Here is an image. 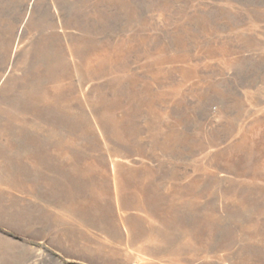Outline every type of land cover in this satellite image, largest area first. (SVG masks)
I'll use <instances>...</instances> for the list:
<instances>
[{
  "label": "rangeland",
  "instance_id": "obj_1",
  "mask_svg": "<svg viewBox=\"0 0 264 264\" xmlns=\"http://www.w3.org/2000/svg\"><path fill=\"white\" fill-rule=\"evenodd\" d=\"M0 264H264V0H0Z\"/></svg>",
  "mask_w": 264,
  "mask_h": 264
}]
</instances>
